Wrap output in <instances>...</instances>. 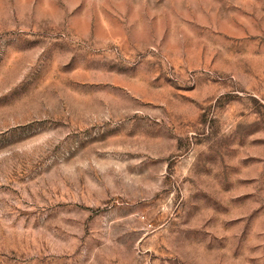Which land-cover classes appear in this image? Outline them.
I'll use <instances>...</instances> for the list:
<instances>
[{"label":"rangeland","instance_id":"rangeland-1","mask_svg":"<svg viewBox=\"0 0 264 264\" xmlns=\"http://www.w3.org/2000/svg\"><path fill=\"white\" fill-rule=\"evenodd\" d=\"M0 264H264V0H0Z\"/></svg>","mask_w":264,"mask_h":264}]
</instances>
